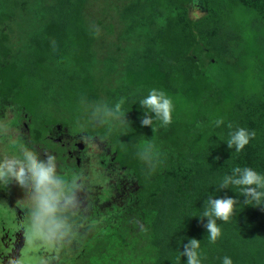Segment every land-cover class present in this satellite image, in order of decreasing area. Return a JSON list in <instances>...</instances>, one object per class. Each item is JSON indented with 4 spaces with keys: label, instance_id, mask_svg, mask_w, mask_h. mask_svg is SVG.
I'll return each instance as SVG.
<instances>
[{
    "label": "trees",
    "instance_id": "trees-1",
    "mask_svg": "<svg viewBox=\"0 0 264 264\" xmlns=\"http://www.w3.org/2000/svg\"><path fill=\"white\" fill-rule=\"evenodd\" d=\"M150 88L172 97L171 123H142L138 100ZM120 97L122 127L106 115ZM8 112L29 150H57L59 171L58 127L98 139L134 177L123 202L106 206L104 227H92L82 264H184L189 238L202 264H264V206L213 185L233 166L264 173V0H0V121ZM228 124L255 132L240 152L223 141ZM148 142L154 158L137 151ZM212 192L237 203L209 244L208 218L189 216Z\"/></svg>",
    "mask_w": 264,
    "mask_h": 264
},
{
    "label": "rangeland",
    "instance_id": "rangeland-1",
    "mask_svg": "<svg viewBox=\"0 0 264 264\" xmlns=\"http://www.w3.org/2000/svg\"><path fill=\"white\" fill-rule=\"evenodd\" d=\"M98 6H100L98 1L96 4L93 3L91 9L88 10L89 16H87V19L99 17ZM190 11V15L193 17H198L202 13L196 6H192ZM9 25H11L13 31L10 35L11 41L14 43L12 45L15 48L20 44L16 36L17 27L14 23H9ZM13 119L11 113L8 112L4 119L0 121V160L22 156L23 151H28L22 136L13 130ZM79 136L81 138L78 143L79 146L86 144L89 149L92 148L91 152L82 157L80 167L75 171V175L59 176L56 173L58 179L61 177L62 187L69 198V202L67 204L62 202L57 210V216L69 226L64 235L58 236L52 241L34 239L31 228L34 195L32 186L30 184H18L16 178L11 175L0 176V183L6 181L4 178L7 180L14 178L13 182L15 184L12 189L15 190L13 196L17 202L15 204L9 203L7 207L0 206V264L83 263V261H86L84 257L87 258L88 252L85 251L84 245L78 243V237H82L80 234L82 232V229H80L82 218L81 213L76 214L74 211L82 208L85 218H89L92 214L85 211L84 204L87 206L95 204L101 200L100 198L108 201L109 207L112 206V203L121 204L127 190L135 186V180L131 173L124 170L117 171L111 167L109 164V158L111 157L109 149H104L107 153L108 164H106L102 160L100 161L101 149L98 146L97 148L93 147L100 141L96 138L88 139L84 133H79ZM54 137H61L65 141L69 139V135L60 127L53 134ZM52 144L57 145L54 142ZM34 157L37 158L36 155ZM27 189H30L29 192H27ZM3 196L4 191L0 186V199ZM16 205L20 210L19 213L14 209ZM60 208H62L61 211ZM70 208H74L73 213L67 211ZM74 237H77L75 241Z\"/></svg>",
    "mask_w": 264,
    "mask_h": 264
},
{
    "label": "clouds",
    "instance_id": "clouds-1",
    "mask_svg": "<svg viewBox=\"0 0 264 264\" xmlns=\"http://www.w3.org/2000/svg\"><path fill=\"white\" fill-rule=\"evenodd\" d=\"M124 103L125 98L120 97L113 106L106 109V115L121 127L128 122L124 119L125 113L122 111ZM138 105L145 115L142 120L143 124L151 123L152 119L159 121L161 125L171 123L173 99L164 90L150 88L138 100ZM149 112L155 114L151 119L147 117ZM223 123L222 118H217L214 121L216 127H220ZM226 127L229 131L223 141L230 149L234 148L236 152H240L255 136L254 131L245 127L233 128L231 124ZM137 151L143 158L155 157L154 145L151 142L141 143ZM8 175L15 177L22 185L30 184L34 190L31 225L33 238L52 241L56 237L64 235L69 226L57 216V210L62 202L67 204L69 198L66 196L61 180L57 178L51 161L45 162L35 158L31 152L23 151L22 156L0 160V176ZM213 185L216 186L217 191L231 187L233 191L245 197L244 204L264 206V173L258 172L252 167L233 166L230 172L220 176ZM236 203L237 199L216 197L215 192H212L203 200L200 207L202 211L189 216L208 218L205 228L209 244H214L221 236V228L217 221L228 222L234 213ZM181 256L187 257V260L183 261L184 264H202L204 256L200 240L189 238L183 251H179L177 259H181ZM221 259L222 264H232L231 257L227 255Z\"/></svg>",
    "mask_w": 264,
    "mask_h": 264
},
{
    "label": "flooded vegetation",
    "instance_id": "flooded-vegetation-1",
    "mask_svg": "<svg viewBox=\"0 0 264 264\" xmlns=\"http://www.w3.org/2000/svg\"><path fill=\"white\" fill-rule=\"evenodd\" d=\"M77 136H79V134H77ZM77 136H75V137H70L69 136V139H67L66 141L63 140L61 137L52 138V141L54 143L60 144L63 147V150L61 152V156L64 157V162L62 164L63 165V169H64L63 171H59V168H58V165L61 164V163H59L58 158H57V154H56L57 150L36 148L34 150H29L28 149V152H31L33 154V156H35V155L37 156V159L43 160L45 162H48L50 160L54 170H56L55 173H58L59 176L60 175H62V176H70V175H73V174L75 175V171L77 169H79V167H80V163H81L80 161H81L82 157L87 155L89 152H91V149H92V148L89 149L86 144L84 146H82V145L79 146L78 143L81 140V138H80V136L79 137H77ZM88 139H92V138H88ZM97 146L102 151V156H101L100 161L102 160L103 162L108 164L107 153L104 150L105 149V145L102 142H98V143H96V146H93V147L97 148ZM50 154L52 156H54L55 158L52 157V159H50L51 158ZM45 157L47 158V161H46ZM111 161H112V158L110 157L109 158V162H110L109 164L111 165V167H113L112 164H111ZM100 163H102V162H100ZM115 170H117V168ZM4 179L6 181L0 183L1 189L4 191V196L1 197V199H0V206L2 205L4 207H7V205L9 203H12V204L17 203L16 202V198H14V196H13L15 190L12 189V188H14V184L15 183L13 182L14 178H10L8 180L6 178H4ZM59 179L61 180V177ZM61 182H63V181L61 180ZM17 183L20 184V182L18 180H17ZM28 190H30V189H27V192H29ZM128 191H129V189L127 190V192ZM100 199L101 200H99V202L96 201L98 204L95 203V204H90L88 206L86 204H84L85 211L87 213H89V214H92V216L89 217V218L88 217L85 218L84 210L82 208H79L78 206H75V207H78L80 209L78 211H74V208L73 209L70 208V209L67 210L70 213H73V211L76 214L81 213V218H82L81 221H82V223L80 225V229H82V232H80V234L82 235V237L81 238L78 237V243L80 245L89 244V243H91L92 239L94 241L97 240V236H96L97 235V227H95L94 229L92 227L103 224V223H101V221H102L103 218H106V216H105L106 209H107L106 206L109 203L108 201H105L102 198H100ZM14 209L19 213L20 210L17 207V205L14 206ZM61 210H62V208H60V211ZM103 227H104V225H101L98 228L101 229ZM76 239H77V237H74V241ZM81 264H82V262H81Z\"/></svg>",
    "mask_w": 264,
    "mask_h": 264
}]
</instances>
